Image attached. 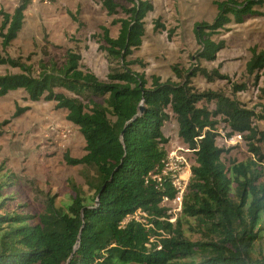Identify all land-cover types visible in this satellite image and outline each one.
<instances>
[{
	"label": "trees",
	"instance_id": "trees-1",
	"mask_svg": "<svg viewBox=\"0 0 264 264\" xmlns=\"http://www.w3.org/2000/svg\"><path fill=\"white\" fill-rule=\"evenodd\" d=\"M92 1L110 17L122 15L112 22L119 26L116 38L101 28L100 50L109 65L106 82L82 71L80 56L73 52L59 65L40 62L37 72L9 57L5 52L22 29L30 0L2 14L0 66L19 73L0 76V98L21 90L31 102H54L64 110L85 144L81 158L66 155L64 161L88 173L83 175L87 191L70 181L60 206L55 196L45 195L37 216L0 214V264H264V131L255 126L264 122V114L235 98L246 85L197 66L214 61L223 49L213 37L226 26L263 16L264 0L214 2L213 21L193 25L196 66L172 67L176 81L151 77L149 83L132 71L142 63L131 57L141 46L152 5L146 0H123L124 5ZM245 72L255 86L260 83L264 100V50L250 51ZM196 77L226 81L229 92H200L192 84ZM171 118L195 157L173 223L162 206L176 196L169 176L162 174L167 159L162 128ZM220 124L229 131L227 137H241L247 159L222 161L227 151L216 144ZM9 186H14L13 177L0 169V211L10 199L5 193ZM137 212L145 215V223L128 220Z\"/></svg>",
	"mask_w": 264,
	"mask_h": 264
},
{
	"label": "rangeland",
	"instance_id": "rangeland-1",
	"mask_svg": "<svg viewBox=\"0 0 264 264\" xmlns=\"http://www.w3.org/2000/svg\"><path fill=\"white\" fill-rule=\"evenodd\" d=\"M24 0H0V23L3 13H12ZM124 5L123 0H113ZM152 5V12L144 20V37L141 46L135 50L131 60L142 65L133 66L132 71L143 74L150 82L157 77L161 82L176 81L172 67L187 70L196 66L193 61L199 46L193 35V25L198 22L211 23L216 16L214 2L223 0H146ZM244 1V0H240ZM259 11L263 16H249L240 25L230 24L213 37V41L223 43L214 61H200L197 66L207 71L217 69L219 74L234 84H244L247 90L236 95L244 107L264 114V100L259 98L258 88L253 78L245 72V64L250 51L264 50V7ZM122 15L108 16L100 3L92 0H30L24 12V22L17 39L5 54L30 65L38 71L40 62H64L67 52L80 56L81 70L93 74L100 82L107 81L109 65L100 50L101 28H106L112 38H116L118 25L112 22ZM157 22V23H156ZM0 56H3L0 40ZM19 70L0 66V76L18 74ZM200 92H229L226 81L207 83L201 77L192 80ZM68 97L65 90H57ZM213 110L212 105H208ZM17 110L24 112L14 118ZM66 112L57 110L54 102L40 100L31 102L26 94L17 90L0 98V169L13 177L14 186L6 188V202L3 213L37 216L43 211L45 195L55 196V204L60 206L69 194V182L73 181L86 192L83 175L88 173L81 167H71L64 157L81 158L84 140L78 129L66 121ZM264 131V122H255ZM218 148L227 151L222 161L241 162L249 157L245 143L238 135L227 137L229 131L220 124L217 127ZM167 139L164 145L167 157L183 160V178L188 182L190 168L194 165V154L182 144L178 137V126L171 118L162 128ZM170 219L175 222L180 213L177 204L166 202ZM144 216L137 215L142 223Z\"/></svg>",
	"mask_w": 264,
	"mask_h": 264
},
{
	"label": "built area",
	"instance_id": "built-area-1",
	"mask_svg": "<svg viewBox=\"0 0 264 264\" xmlns=\"http://www.w3.org/2000/svg\"><path fill=\"white\" fill-rule=\"evenodd\" d=\"M182 165H183V160L181 158L167 157L165 164H164V170L162 173L163 175L169 176L170 183L172 187L174 188V190L176 191V196L174 200H172V202L174 204H177L179 208L181 207L182 197H183L186 185H187V180L183 178L182 176L183 175L182 169H181ZM166 202H171V201H168L165 199L162 204ZM138 214L145 217L143 213L137 212L134 216L128 218V220L133 219L135 221H139L136 219V216Z\"/></svg>",
	"mask_w": 264,
	"mask_h": 264
}]
</instances>
